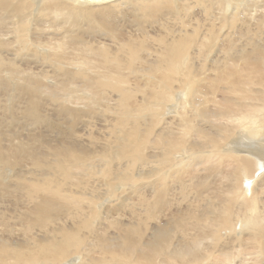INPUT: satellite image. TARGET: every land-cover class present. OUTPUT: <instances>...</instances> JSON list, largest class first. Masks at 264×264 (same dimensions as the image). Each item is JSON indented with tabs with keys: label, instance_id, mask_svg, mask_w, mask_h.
<instances>
[{
	"label": "bare ground",
	"instance_id": "bare-ground-1",
	"mask_svg": "<svg viewBox=\"0 0 264 264\" xmlns=\"http://www.w3.org/2000/svg\"><path fill=\"white\" fill-rule=\"evenodd\" d=\"M32 87L115 120L99 150L0 132V196L33 202L0 264H264V0H0V88L59 126Z\"/></svg>",
	"mask_w": 264,
	"mask_h": 264
},
{
	"label": "rangeland",
	"instance_id": "rangeland-1",
	"mask_svg": "<svg viewBox=\"0 0 264 264\" xmlns=\"http://www.w3.org/2000/svg\"><path fill=\"white\" fill-rule=\"evenodd\" d=\"M10 86V85H9ZM37 88H35V87H32V90H36ZM10 89L9 88H6V89H4V90H2V88H0V130H1V128H3L0 132H5V133H3V134H1V137L3 138V144L6 146V143H8L7 145H9V142H11L12 141V139L14 138H16V136L18 137L19 136V138H22V140H23V138L25 137L26 139H27V137H29L30 135H32L33 133V135H39V136H41V137H43V138H52L53 139V141L54 140H58V139H60L59 137H57V136H60V132H58L59 130L60 131H62V132H65L66 134L68 133V132H70V133H68L67 134V137H68V139H69V141L72 143H75V144H79V145H81V146H83V147H86L87 146V144L88 145H91L90 146V148L93 150H99L102 146H103V144H104V134H105V132H108V128H107V124H108V121L109 120H111V119H114L115 120V115H113V114H111L109 111H107L106 113H104V112H102V111H100L98 108L101 106V104H106V100L104 99V100H102L101 102H100V105H96L93 109H92V111H93V117H92V123L91 124H89V123H87V122H89L91 119L90 118H87V117H80V118H75V120H73L72 119V117H71V115H69V114H67L64 110H65V106H66V104H60V102H62V101H64L63 100V98L61 99V100H59L60 99V95H58V97H56L54 94L52 95H50L48 92L46 93L45 92V94L43 95L41 92H37V90L35 91V92H37V93H34L35 94V96H37L36 98H38L39 97V101H38V105L40 106V110H41V112H43L46 116H47V118L48 119H52V117L55 119V122H57L58 124H59V126H56V127H50V125H45V123L44 122H30L29 120H27L24 116L26 115V112L23 110V106H25V95L27 94V92H29V91H27V92H23V91H21L20 93H22V94H19V91H9ZM1 91H3L2 92V94H1ZM8 91V92H7ZM5 93V94H4ZM12 93H14L15 95H17L16 97H15V95L14 94H12ZM24 93H26V94H24ZM30 93V92H29ZM40 93L42 94V95H40ZM24 94V96H22V97H24V98H20V96L21 95H23ZM39 94V95H38ZM13 95V100H10L11 99V96ZM138 95V98L140 97L139 96V94H137ZM174 95V97H179L180 96V93L179 94H173ZM19 96V97H18ZM42 98H41V97ZM47 96V99H45V97ZM53 96V97H52ZM18 97V98H17ZM50 97V98H49ZM20 98V99H19ZM44 98V99H43ZM59 98V99H58ZM24 99V100H23ZM19 100V101H18ZM58 100L60 101V102H58ZM13 101H16V105L14 104V102ZM22 101V102H21ZM23 101L25 102V103H23ZM40 102V103H39ZM44 103V104H43ZM110 103H112V102H110ZM13 106H16L17 108H18V110H17V108H16V110H15V108H13V111H15V112H12V110L10 109L11 107H12V105ZM20 107V109L22 108V111H19L20 109H19V107ZM4 107V108H3ZM41 107H42V109H41ZM45 108V109H44ZM84 108V107H83ZM43 110V111H42ZM47 110V112H44V111H46ZM18 111V112H17ZM21 112H23L24 113V115H22L23 113H21ZM13 113H14V115H13ZM16 113V114H15ZM21 113V114H20ZM4 116V117H3ZM20 116H21V118H20ZM63 116V117H62ZM12 117H13V120H12ZM16 117H18V118H16ZM50 117V118H49ZM91 117V116H90ZM16 118V119H15ZM27 118H29V117H27ZM60 118V119H59ZM62 118V119H61ZM18 120V122H15V121H17ZM21 120V121H20ZM26 120V121H25ZM59 120V121H58ZM11 121H13L14 123H15V125H14V123L13 122H11ZM23 121V122H22ZM64 121V122H63ZM1 122H3V124L5 123L6 125H3V124H1ZM20 122V123H19ZM17 123V124H16ZM21 123H23V124H21ZM36 123V124H35ZM61 123V124H60ZM75 123V124H74ZM71 124V125H70ZM1 125H2V127H1ZM70 125V126H69ZM75 125V126H74ZM21 126V127H20ZM95 126V127H94ZM68 127V128H67ZM94 127V128H93ZM55 128H58V129H55ZM71 129V130H70ZM175 131H177V130H175ZM19 132V133H18ZM58 132V133H57ZM91 132V134H93L94 133V135H93V137L91 138V143H90V139H89V137H88V133H90ZM13 133V134H12ZM15 133V134H14ZM57 133V136H55V134ZM6 134V135H5ZM5 135V137H3ZM80 135V136H79ZM95 137H97L96 139H95ZM10 138H11V141H10ZM8 140V141H7ZM4 141H5V143H4ZM7 141V142H6ZM13 141H17V139H15V140H13ZM13 141H12V143H13ZM24 141V140H23ZM88 141V142H87ZM14 142V143H15ZM26 142V141H25ZM34 143L37 145V147L39 148V144H37V143H39V141H34ZM11 144V143H10ZM16 145L18 146L19 145V142H16ZM40 146H41V144H40ZM42 146H43V144H42ZM44 147V146H43ZM99 147V148H98ZM26 163V164H25ZM25 163H21L20 165H22V167L23 168H25L26 170H31V165H29L27 162H25ZM29 165V166H28ZM28 168V169H27ZM10 179H12L13 180V178H10ZM12 180H10V181H12ZM21 186H19V188H20ZM148 188L146 185L144 186V188ZM18 188V187H17ZM18 188V189H19ZM101 189H102V191L104 190V186H102V187H100ZM17 190V189H16ZM15 191V190H14ZM119 196V199H117V200H120V201H117L116 200V202L117 203H119V202H122V197H123V193H122V195L121 194H119L118 195ZM10 197V198H9ZM26 196H23V195H21L20 197L17 195V196H14V195H12V194H10V193H7V194H5L4 196H0V216H2V217H0V236L2 237V236H7L8 237V235H10L11 236V234H12V237H14V238H16L17 236L19 237L18 239L20 240V241H23L22 239H25V241L27 240V236H25L24 234H22L23 232L21 231V229H20V226L19 225H17L16 224V222H17V216H18V212H19V210L20 211H22L23 210V208L24 207H26V206H31L32 204H33V202L30 200V199H28V197H26ZM130 197L131 198H138V194L137 193H135V195H134V193L133 194H131L130 195ZM24 199V200H23ZM133 200V199H132ZM130 198L129 199H126L125 200V202H127V203H125V204H128V201H132ZM26 201V202H25ZM30 201V202H29ZM107 200L106 199H104V202H99V204H102L103 203V205L101 206V205H98L99 207H101V208H104L105 207V205L106 204H108V202H106ZM115 202V201H114ZM114 202H112V203H114ZM115 202V204H117ZM13 203V204H12ZM15 203V204H14ZM24 203H26V204H24ZM130 204H131V202H129ZM130 204H128V205H126V206H120V208L118 209V207L117 208H115L116 206L115 205H113V206H115L114 208L111 206V207H109V209H108V207H107V213L109 212V214H108V216L110 217L112 214V216L111 217H116V216H120L119 217V219H122V221H124V220H126V221H124V222H127L128 221V219H131V216H133V215H131V214H129V213H131L130 212V208H128L129 206H130ZM21 205H23L22 207H21ZM17 206H18V208H17ZM107 206V205H106ZM121 207H125L126 208V210H125V208L124 209H122ZM17 208V209H16ZM128 208V209H127ZM22 209V210H21ZM114 209H117L118 211H116V210H114ZM12 211H13V213H12ZM15 211V212H14ZM113 211H116V212H113ZM121 211V212H120ZM122 211H123V214H122ZM126 211H128V212H126ZM120 213V214H119ZM126 213V214H125ZM128 214V215H127ZM132 214H134V213H132ZM5 217H4V216ZM131 215V216H130ZM140 215H142V214H140ZM6 216H8L7 218H6ZM15 216H16V218H15ZM14 217V218H13ZM6 218V219H5ZM3 220H5V222L6 223H13L14 222V224H13V226L11 225L10 227H12V228H10V227H8V228H4V221ZM132 220V219H131ZM130 220V221H131ZM67 221V222H66ZM69 221H71V222H69ZM101 219H100V221H99V224L101 223ZM1 222H2V224H1ZM104 221H102V223H103ZM64 223H72V220L69 218L68 220L67 219H65V221H64ZM101 223V224H102ZM106 223V222H105ZM16 224V225H15ZM98 224V227H100V230H99V235H102L104 232H103V230H102V228L104 227L103 225H99ZM14 226H16V228L14 229V230H11V229H13L14 228ZM105 227H107L106 225H105ZM114 228V229H113ZM18 229V230H17ZM17 230V231H16ZM102 230V231H101ZM106 230L107 231H109V232H111V233H114L115 231H117L116 230V228L115 227H107L106 228ZM10 231H14V232H12V233H10V234H8V232H10ZM112 231H114V232H112ZM119 231V230H118ZM21 232V233H20ZM102 234H101V233ZM150 231L149 230H146V233H145V235H143V238H145L147 235H148V233H149ZM42 233V234H41ZM37 234L39 235V236H45V234H46V231H44V230H41V231H38L37 232ZM24 235V236H23ZM16 236V237H15ZM149 236V235H148ZM12 237H10V238H12ZM146 239V238H145ZM24 242V241H23ZM95 252V254L93 253V256H98L99 257V255H97L98 254V251L96 252V250H91V252L90 253H92V252ZM97 253V254H96ZM75 257L74 256H72V257H70L68 260H69V262L71 263L72 261H73V259H74ZM8 261V260H7ZM11 261V260H10ZM12 262V261H11Z\"/></svg>",
	"mask_w": 264,
	"mask_h": 264
}]
</instances>
